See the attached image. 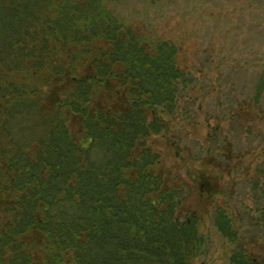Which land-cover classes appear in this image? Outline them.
I'll use <instances>...</instances> for the list:
<instances>
[{"label":"trees","instance_id":"obj_1","mask_svg":"<svg viewBox=\"0 0 264 264\" xmlns=\"http://www.w3.org/2000/svg\"><path fill=\"white\" fill-rule=\"evenodd\" d=\"M119 3L0 0V264H195L209 252L202 217L181 213L148 145L191 77L179 46L131 27ZM263 97L264 70L232 116H264ZM248 184L252 208L213 212L227 264H264L246 239L264 230V157Z\"/></svg>","mask_w":264,"mask_h":264},{"label":"rangeland","instance_id":"obj_2","mask_svg":"<svg viewBox=\"0 0 264 264\" xmlns=\"http://www.w3.org/2000/svg\"><path fill=\"white\" fill-rule=\"evenodd\" d=\"M115 13L180 48L178 64L191 83L167 134L148 145L159 154L167 187L184 196L181 213L202 217L210 248L195 264H227L214 209L252 208L248 182L264 157V116L255 118L250 105L249 121L231 114L254 95L264 70V0H120ZM200 184L207 196L201 197ZM246 239L250 253L264 259V230L249 229Z\"/></svg>","mask_w":264,"mask_h":264}]
</instances>
